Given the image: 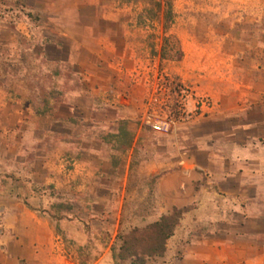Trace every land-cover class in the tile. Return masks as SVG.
I'll return each instance as SVG.
<instances>
[{
	"label": "crops",
	"instance_id": "1",
	"mask_svg": "<svg viewBox=\"0 0 264 264\" xmlns=\"http://www.w3.org/2000/svg\"><path fill=\"white\" fill-rule=\"evenodd\" d=\"M101 3L48 0V19L64 8L75 28L92 32L83 21L98 16L83 10ZM207 9L218 17L205 41L177 36L180 57L158 61L194 99L214 104L191 121L201 137L184 153L165 140L176 126L160 133L147 126L146 113L140 118L148 97L140 70L151 50H140L135 23L115 44L64 31L70 46L37 51L35 76L2 82L0 264H119L118 200L151 179L156 207L137 228L193 207L163 255L146 264H264V0H208Z\"/></svg>",
	"mask_w": 264,
	"mask_h": 264
},
{
	"label": "rangeland",
	"instance_id": "2",
	"mask_svg": "<svg viewBox=\"0 0 264 264\" xmlns=\"http://www.w3.org/2000/svg\"><path fill=\"white\" fill-rule=\"evenodd\" d=\"M100 2L102 3L99 4V7L84 8L83 10L86 18L92 15L98 16L94 23L88 19L83 21V27L93 26L94 30L87 32L75 28L74 24L64 17L62 12L64 8L58 9L60 12H57L58 16H56L55 22L49 21V16H52L50 13L52 8L48 6V0H0V85L7 77L20 79L21 77L35 76L36 73L29 70L32 64L42 62L36 55L37 51L55 50L52 43L70 46L69 42L60 35L64 31L74 32V34L82 36L88 43H92L90 36L94 35L101 38L108 37V42L115 44L119 41L120 35L127 36L125 34L127 31L131 33L130 27L135 23V29H139V32L137 31L138 39L141 40L139 42L144 44L140 50H151V55L149 54L145 58L147 61L144 66L145 69L140 70V73L144 71L143 75L148 83V97L145 100L140 118L148 109L150 95H159L161 103L165 105L162 107L163 113L172 118L173 127L176 126L177 129L168 134L169 137L167 136L165 139L166 143L178 144L183 153L189 151L191 142L201 137L198 132L200 125H191V121L197 117L204 119L212 112L200 110L197 97L194 99L182 92V89L190 88L180 83L174 76L167 74L159 66V53L163 44L164 10L166 9V2H169L172 20L171 24H168L167 35L173 36L174 39H169L167 42L166 53L168 57H165V60L168 61H174L180 57V44L177 36L188 41L193 39L203 43L208 33V27L214 26L215 18L218 15L214 16L212 12L209 14L208 0H100ZM155 2L161 3V11L159 13L154 12L153 17L150 18L146 13ZM219 5L221 6V3ZM116 13L120 16L119 21H109L101 17ZM130 20L131 22H129ZM119 22L124 23L125 28L119 27ZM22 68L25 71H22ZM38 78L44 83L47 81L44 75H38ZM45 93L44 88L39 87L37 96H44ZM140 118L139 123L141 122ZM142 127L144 128L143 125ZM150 134L152 144L155 141V135ZM139 154L142 156L141 151ZM202 176L206 178L208 174ZM143 185L150 190L146 197L141 194ZM137 186L139 187L137 188ZM131 187H135L136 191L131 190L129 192L130 197L125 194L126 197L118 200L121 213L120 227L116 238L119 243L123 235H126L133 228L142 226L156 207L152 182L133 184ZM56 206L61 208L63 205L57 204ZM188 206L193 207L192 205Z\"/></svg>",
	"mask_w": 264,
	"mask_h": 264
},
{
	"label": "trees",
	"instance_id": "3",
	"mask_svg": "<svg viewBox=\"0 0 264 264\" xmlns=\"http://www.w3.org/2000/svg\"><path fill=\"white\" fill-rule=\"evenodd\" d=\"M160 11L161 3L155 2L146 14L152 18L154 12L159 13ZM171 20V4L166 2L162 23L163 44L159 53L160 60L168 57L166 53L167 42L169 39H174L173 36L167 35L168 24H171ZM120 136L123 144H130L131 141L128 134L122 133ZM149 182L154 183V180L151 179ZM190 209V206L173 208L169 214L161 216L156 222L143 228H133L126 235H123L120 238V245L116 254L119 264L125 262H129V264H146V261L150 258L161 257L165 251L167 240L174 234L183 214Z\"/></svg>",
	"mask_w": 264,
	"mask_h": 264
},
{
	"label": "built area",
	"instance_id": "4",
	"mask_svg": "<svg viewBox=\"0 0 264 264\" xmlns=\"http://www.w3.org/2000/svg\"><path fill=\"white\" fill-rule=\"evenodd\" d=\"M182 92L185 93L186 96L193 97V91L188 88L184 90L182 89ZM197 99V104L199 105L200 110H205L209 113L213 112L214 104L209 97L202 96L198 97ZM164 106L165 105L161 103L159 95H150L148 109L146 111V123L151 130L160 133H166L173 127L174 121L172 118L163 113L162 107Z\"/></svg>",
	"mask_w": 264,
	"mask_h": 264
}]
</instances>
